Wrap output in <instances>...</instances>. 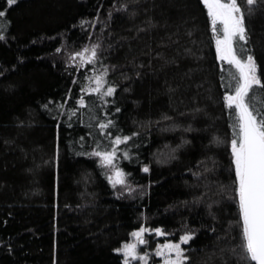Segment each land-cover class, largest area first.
Returning <instances> with one entry per match:
<instances>
[{
    "label": "trees",
    "instance_id": "trees-1",
    "mask_svg": "<svg viewBox=\"0 0 264 264\" xmlns=\"http://www.w3.org/2000/svg\"><path fill=\"white\" fill-rule=\"evenodd\" d=\"M0 11V264H123L113 249L141 225L175 240L194 230L188 264H245L224 101L238 72L218 58L203 0H0ZM246 20L244 51L264 72V2ZM97 43L98 61L69 63ZM104 66L115 93H81ZM115 135L130 137L115 163L132 191L92 154Z\"/></svg>",
    "mask_w": 264,
    "mask_h": 264
},
{
    "label": "snow or ice",
    "instance_id": "snow-or-ice-1",
    "mask_svg": "<svg viewBox=\"0 0 264 264\" xmlns=\"http://www.w3.org/2000/svg\"><path fill=\"white\" fill-rule=\"evenodd\" d=\"M245 8L240 0H203L207 7L208 16L211 18L212 32L215 34V44L218 58L227 60L234 65L238 72L230 73L231 79L225 85V107L229 110V118L232 121V137L230 140L231 156L235 166L236 187L234 193L238 195V208L241 218L242 251L236 254L245 264H264V104L258 103V98L264 100V72L259 70L256 57L251 51H244L245 45L250 41L251 33L247 27L246 18L254 15L258 4L264 0H244ZM9 5L16 0H7ZM5 16L0 11V17ZM86 21H81L85 24ZM2 35V33H0ZM237 42H243L237 48ZM99 44H92L80 51L70 54L69 63H76L80 58V65L86 62H96L100 59ZM59 52L60 49L58 48ZM107 66L100 73L93 72L89 77V84L81 88V93H97L102 96H111L115 93L116 86L108 84L105 89ZM223 79V77H222ZM75 82V81H74ZM69 89V93H71ZM78 103L83 107L86 104L84 95L78 97ZM46 108L48 105H44ZM63 106V105H61ZM75 108H70L72 115L76 114ZM119 111V108L116 109ZM113 122L108 120L100 124L101 131L108 128ZM113 137L111 132L107 133ZM133 135H136L133 133ZM128 135H115L109 145L93 150L94 155L100 158L99 163L108 171L106 175L113 187L122 185L125 190L132 191L128 187L127 174L124 169L115 163L118 146L129 141ZM127 156L128 152L125 151ZM143 170L149 171L145 164ZM155 232L156 235H165L161 227H145L141 225L132 235L134 242H125L122 246L113 249L122 254L123 264H131L138 259L140 264H148L149 253L138 248L140 244H147L148 237L145 233ZM196 235L191 228H186L179 240L168 239L163 244H158L154 250L155 255L162 257V264H188L190 261L187 244ZM239 264V261L237 262Z\"/></svg>",
    "mask_w": 264,
    "mask_h": 264
},
{
    "label": "rangeland",
    "instance_id": "rangeland-1",
    "mask_svg": "<svg viewBox=\"0 0 264 264\" xmlns=\"http://www.w3.org/2000/svg\"><path fill=\"white\" fill-rule=\"evenodd\" d=\"M87 46H90V45H87ZM77 60L80 61V58H77ZM88 63H91V62H88ZM115 188L119 190H123L125 187L122 185H117ZM145 235L148 237V243L140 244L138 245V248L149 253L148 264H162L163 258L156 256L154 250L157 248L158 244H163L165 243L166 240H168L166 238L167 235L158 236L155 234V232H148V233H145ZM134 241H135V237H133V235L131 234V239L129 242H134ZM131 264H140V261L138 259H135L131 261Z\"/></svg>",
    "mask_w": 264,
    "mask_h": 264
}]
</instances>
